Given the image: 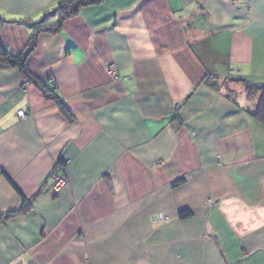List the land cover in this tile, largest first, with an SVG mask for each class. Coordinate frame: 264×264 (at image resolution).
<instances>
[{
	"label": "crops",
	"instance_id": "obj_1",
	"mask_svg": "<svg viewBox=\"0 0 264 264\" xmlns=\"http://www.w3.org/2000/svg\"><path fill=\"white\" fill-rule=\"evenodd\" d=\"M70 1L0 0V43ZM26 67L71 117L0 65V264H264V0H103Z\"/></svg>",
	"mask_w": 264,
	"mask_h": 264
},
{
	"label": "trees",
	"instance_id": "obj_2",
	"mask_svg": "<svg viewBox=\"0 0 264 264\" xmlns=\"http://www.w3.org/2000/svg\"><path fill=\"white\" fill-rule=\"evenodd\" d=\"M102 1L103 0H73L70 2L60 3V5L56 9H54L52 12L47 13V15L50 16H57L58 22L56 23V25L46 26L43 23H38L29 26L33 31L27 48V52L24 54L15 55L0 43V65H6L11 68L17 69L24 79L35 83L45 100L56 103L59 106L60 110L68 117L71 116L68 114L66 108L60 103L59 99L54 96L52 90H50L47 86L43 85L42 83L34 80V78L30 75L26 67V59L30 52H32L35 48L37 43V37L40 33H55L59 31L62 23L76 16L80 9L97 5ZM238 80L243 84L248 98H257L254 110L248 113L258 122L264 124V84L252 85L244 79L239 78ZM206 83L209 84L210 81H206ZM210 86L215 87V85L213 84H210ZM30 207V203L28 201H24V203H22V207L18 211L11 213L7 216H14L26 213L30 209ZM186 216L187 215L184 214L181 216V218H184Z\"/></svg>",
	"mask_w": 264,
	"mask_h": 264
},
{
	"label": "built area",
	"instance_id": "obj_3",
	"mask_svg": "<svg viewBox=\"0 0 264 264\" xmlns=\"http://www.w3.org/2000/svg\"><path fill=\"white\" fill-rule=\"evenodd\" d=\"M107 73L108 75L114 79L116 77V68L114 65H109L107 67ZM17 116L21 119H24L25 118V115H24V112L23 111H20L19 113H17ZM60 171H62V167L60 166H57L54 168V173H53V177H54V180L56 182V187H61V186H64L65 185V180L64 178H58L57 177V174L60 173ZM160 220H162V217H160Z\"/></svg>",
	"mask_w": 264,
	"mask_h": 264
}]
</instances>
